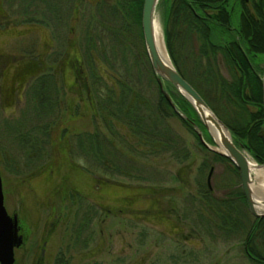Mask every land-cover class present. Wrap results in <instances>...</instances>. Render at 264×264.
Listing matches in <instances>:
<instances>
[{
    "label": "rangeland",
    "instance_id": "374dc122",
    "mask_svg": "<svg viewBox=\"0 0 264 264\" xmlns=\"http://www.w3.org/2000/svg\"><path fill=\"white\" fill-rule=\"evenodd\" d=\"M3 2L0 0V8L7 15L1 28L7 22L6 32L11 33L6 36V45L11 44V50L24 47L22 50L31 51L37 46L45 48L51 44V48L47 47L50 48L49 57L42 73L51 76L58 71L60 78L59 59L67 40L75 44L74 51L79 48L78 44L80 49L81 46L83 48L80 31L83 23L72 25L75 31L68 37L70 24L64 28L63 35V28H57L52 21L44 18L43 15H48V12L39 11L33 2ZM88 2L82 0L81 5L77 4L80 18L86 13L83 11ZM173 14L171 11L164 25L159 2L155 22L168 56L167 33L169 40L176 43V48H182L176 41L177 26ZM137 36L133 32L132 38L136 42ZM138 47L144 50L143 39ZM132 49L135 50L134 47ZM189 50L181 49L180 63L186 77L195 81L194 64L190 58L186 59L190 55ZM52 53L58 54V57L51 63ZM128 56L132 57V54ZM85 59L91 61L88 56ZM114 61L116 71L105 62H99L92 70L87 61L85 70L89 81L101 78L102 86L111 90L117 98L119 91L114 81L120 80L122 61L119 58ZM217 61L220 76L228 78L227 68L220 56ZM205 62L199 66L203 68L207 64ZM195 71L197 75L198 71ZM142 81L146 95L153 98V86L147 80ZM70 86L67 80L65 84H59L61 111L54 112L48 90L44 93L47 95L43 94L42 110H35L34 104L37 103L34 101L31 104L26 94L17 112L8 111L4 115L7 125L3 126L0 118L4 206L8 213H18L24 234L28 237V246L37 245L42 237H49L44 246L45 259L53 258L55 254V257L61 258L59 264H253L243 251L248 227L238 234L218 232L212 227L216 222L213 212L202 203V192L208 189L213 195L211 199L216 200L234 191L241 192L239 176L234 174L230 164L215 160L213 154H218L209 149L215 145L206 130L203 133L197 127L208 148L200 142L195 130L194 133L188 131L178 118H172L169 123L176 140L173 147L163 150L144 146L136 142L129 129L109 116L107 111L97 109L93 115V109L86 106L85 91H81V98H84L81 101L76 96V89H69ZM203 95L217 109L216 102L210 100L206 92ZM48 103L52 104V108L47 109L49 112L44 115L46 108L43 107ZM84 105L88 109L86 114ZM219 112L220 116H225L222 111ZM57 123H64L62 128L66 132L63 133L62 128L55 129ZM44 127L46 132H42ZM94 134L120 154L119 158L112 156V159L103 154L100 167L108 173L114 169L119 173L105 174L89 167L95 158L88 150L80 149L77 137L88 135L90 138ZM89 138L81 140L82 143L89 145ZM62 140L67 141L66 148L61 146ZM243 152L255 162L247 151ZM118 161L124 165L121 166ZM70 162L77 166L75 173L69 168L72 165H68ZM15 166L19 169L15 170ZM97 181L104 184L99 185ZM251 181L254 184L253 179ZM125 196L133 201L130 205L123 202ZM155 200L156 205L151 203ZM244 212L250 214L247 207H244ZM263 243L257 238L254 246L261 251L262 258Z\"/></svg>",
    "mask_w": 264,
    "mask_h": 264
},
{
    "label": "trees",
    "instance_id": "16d2710c",
    "mask_svg": "<svg viewBox=\"0 0 264 264\" xmlns=\"http://www.w3.org/2000/svg\"><path fill=\"white\" fill-rule=\"evenodd\" d=\"M88 1L83 11L86 13L80 18V8L77 4L81 5L82 0H23L24 4L33 2L39 11L48 12V15H43L44 18L52 21L57 28L64 30L70 24L68 37L74 34L75 27L72 25L83 23L84 28L83 25L80 28L83 48L81 46L80 49L78 44L76 53L84 69L86 61L92 70L99 62H105L110 69L116 71L115 58L122 61L120 80L114 81L119 91L117 98L111 90L102 86L101 78L89 81L93 115L97 109L107 111L109 116L129 129L139 144L163 150L168 146L169 149L172 148L176 140L170 127V119L178 118L188 131L194 133V130L167 104L159 91L145 50L141 51L138 47L142 41L140 14L143 0ZM160 6L164 25L170 18L171 11L174 12L173 20L177 26L178 36L176 41L182 45L181 49H190V55L186 59L190 58L194 64L195 81H190L183 72L180 63L183 51L176 48V43L169 40L167 33L166 44L174 67L227 127L234 144L247 151L258 165H263L264 114L261 75L264 63V0H250L249 5H245L243 0H161ZM64 12L67 13L66 16ZM203 12L209 15L204 17ZM91 13L94 15H85ZM64 32L65 30L62 32L63 35ZM133 32L138 35L137 42L132 38ZM62 34L60 36L63 38ZM71 42L73 43L72 40ZM128 45H133L132 48L135 50ZM128 51L130 53H127ZM128 54H132V57ZM86 56L91 61L86 60ZM218 56L222 58L227 68L229 76L226 79L218 72ZM204 61L207 64L202 68L199 65ZM195 69L198 71L197 75ZM143 79L153 86V98L146 95L142 86ZM165 87L177 109L206 133L190 104L171 86L165 84ZM200 88L209 95L210 100L216 102L217 109L207 101ZM48 90L50 89L44 84L43 94ZM47 99L49 100L48 97ZM43 108H46V111H43L46 115L49 112L47 109L51 110V105L44 104ZM219 110L226 117L220 116ZM42 132H46V127ZM86 138L89 136H78L77 145L79 143L81 150H88L95 158V162H91L89 167L105 174L119 173L120 171L115 169L108 173L109 171L100 167L101 160H104L103 154L109 156V159H112V156L119 158L120 154L112 145L102 143L100 139L98 140L97 134L89 138V145L81 141ZM213 156L216 161L230 164L234 174H238L236 168L226 158L216 154ZM118 163L124 165L121 161ZM210 196L213 195L209 189L202 192V203L213 212L212 216L216 221L212 227L225 234H238L248 227L243 251L253 264H264L261 251L254 249L257 238L264 241V219H255L244 212L246 202L239 191L231 192L218 200L211 199ZM125 198L123 202L126 205L133 202L128 196ZM151 203L156 205L157 201Z\"/></svg>",
    "mask_w": 264,
    "mask_h": 264
},
{
    "label": "flooded vegetation",
    "instance_id": "af4514ba",
    "mask_svg": "<svg viewBox=\"0 0 264 264\" xmlns=\"http://www.w3.org/2000/svg\"><path fill=\"white\" fill-rule=\"evenodd\" d=\"M7 1L8 0H4L3 4ZM18 1L23 2V0H18ZM243 2L245 5H249L250 0H243ZM203 13H204L203 14L204 17L209 15V13L207 12H203ZM6 15L7 13L3 11L2 8H0V118L2 117L1 121L3 123V126L8 124V121L4 118V115L8 111L17 112L18 107L23 101V98L25 99L26 94H28V100L30 101L31 104L34 101L35 103H37V105L34 104V109L42 110L44 84H46L47 89H50L49 94H51L53 100L52 102H53L54 112H56V110L58 109L61 111V102L58 96L59 84L60 82L65 84L66 80L71 83L69 89L70 88L76 89L77 91L76 96L79 97L81 101L84 100V98H81L82 96L81 91L82 89L85 91V99L87 100L86 106L88 108L89 107L91 108L92 102L90 98L91 92L89 89V78L84 69V66L81 64V61L79 60L78 54L76 53V51H74V44L69 43V40H67L66 45L64 46L65 50L63 51L59 59L60 69H61L60 78L58 77L59 76L58 71H55V73H53V75L51 76H46L42 72L44 69H46L45 61H47V58L49 57L48 50L52 47V45L50 44L49 46H47L50 48L47 47L42 48L43 47L42 45L37 46L36 49L31 51L22 50L24 47H22L21 49L14 48V50H11L10 48L11 44L6 45L5 43L6 36L11 35L10 32H6L7 29L6 27L8 23L5 22L4 28L3 29L1 28L2 20L6 19ZM57 57L58 54L52 53V56L50 57L51 63L57 60ZM50 105L52 108V104ZM87 110L88 109L84 105L85 114ZM55 115L56 114H54V117ZM58 124L59 123H57V125L55 126V129H61L62 126H64V123H61L60 125ZM62 131L63 133L66 132V130L63 128ZM65 142L67 141H63V140L60 141L61 146L63 145L64 148L67 147V144ZM66 160H69L68 157H66ZM69 164H72V162L68 163V165ZM23 166H26V164H24ZM74 166L76 168H74ZM48 168L51 170V165H49ZM69 168L72 169L73 173H75L77 166L72 164L71 166H69ZM18 169L19 167L15 168V170ZM1 171L2 170L0 168L2 192H4L3 177ZM210 171H209V175H210ZM208 180L209 179L207 178V185H208ZM98 183L99 185L104 184L103 181L102 182L100 181ZM56 188H58V185H56ZM77 192L79 193L80 191L77 190ZM8 215L11 218L13 216H16L17 218L16 233L17 236L21 238L20 245L13 247V264H59L60 263L61 258L55 257V254L52 255L53 258L45 259L44 246L47 243L49 237H44V238L42 237V239L39 241L37 245L35 244L33 246H28L27 245L28 237H26L24 234V229L18 217V213L16 212L8 213Z\"/></svg>",
    "mask_w": 264,
    "mask_h": 264
},
{
    "label": "water",
    "instance_id": "95a60500",
    "mask_svg": "<svg viewBox=\"0 0 264 264\" xmlns=\"http://www.w3.org/2000/svg\"><path fill=\"white\" fill-rule=\"evenodd\" d=\"M160 0H143L140 14V29L144 44L145 54L147 56L151 71L156 79L159 91L170 108L182 119L188 122L197 132L200 142L208 148L202 140V135L198 128L190 122L176 107L165 84L171 86L180 94L193 108L204 129L210 134L215 147H220L221 152L214 148H209L218 155L226 158L238 171L241 193L245 199L247 209L250 215L255 219H264V198L256 195L252 189V178L249 168L248 157L243 150L234 144L232 136L227 127L218 119L209 106L196 90L185 81L174 67L171 59L165 60L158 51L155 39V13ZM168 55V54H167ZM262 86V110L264 114V66L261 76ZM212 124L219 131H225L220 134V142H216L212 136L209 125ZM263 167V165H258ZM17 218L8 215L4 206V197L2 192V182L0 177V264H13V247L19 246L21 238L17 236Z\"/></svg>",
    "mask_w": 264,
    "mask_h": 264
},
{
    "label": "bare ground",
    "instance_id": "6f19581e",
    "mask_svg": "<svg viewBox=\"0 0 264 264\" xmlns=\"http://www.w3.org/2000/svg\"><path fill=\"white\" fill-rule=\"evenodd\" d=\"M155 39H156V44H157V48H158L159 53L161 54L162 58L167 60L168 55H167V52L165 50L163 40H162V36H161V33L159 31L157 24H155ZM208 125H209V129H210L212 136L214 137L216 142L219 143L220 142L219 141L220 140V134L224 133V135H226L225 131H223V130L219 131L212 124H208ZM214 149L216 151H219V152L222 151V149L220 147H217V146L214 147ZM248 162H249L251 178L254 181V184L252 183V185H251V189L256 195L262 196L264 198V166L258 167L255 164V162L251 161L250 159H248Z\"/></svg>",
    "mask_w": 264,
    "mask_h": 264
}]
</instances>
